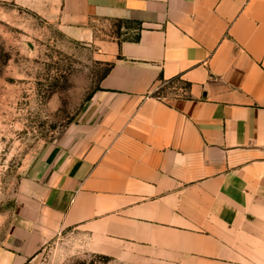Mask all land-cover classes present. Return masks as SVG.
I'll return each instance as SVG.
<instances>
[{"label":"crops","instance_id":"1","mask_svg":"<svg viewBox=\"0 0 264 264\" xmlns=\"http://www.w3.org/2000/svg\"><path fill=\"white\" fill-rule=\"evenodd\" d=\"M0 1L77 41L134 25L96 42L113 66L21 180L0 264L70 232L94 254L264 264V0Z\"/></svg>","mask_w":264,"mask_h":264},{"label":"rangeland","instance_id":"2","mask_svg":"<svg viewBox=\"0 0 264 264\" xmlns=\"http://www.w3.org/2000/svg\"><path fill=\"white\" fill-rule=\"evenodd\" d=\"M133 26L99 22L94 41H77L57 22L0 1V247L5 248L14 230L21 180L78 120L109 68L96 42L131 38ZM173 91L160 84L155 92L164 96ZM142 255L94 254L70 232L58 235L24 264H163Z\"/></svg>","mask_w":264,"mask_h":264},{"label":"trees","instance_id":"3","mask_svg":"<svg viewBox=\"0 0 264 264\" xmlns=\"http://www.w3.org/2000/svg\"><path fill=\"white\" fill-rule=\"evenodd\" d=\"M138 29L139 30H141V25H140V27H138ZM139 39V34L138 35H136V37H134V40H138ZM112 66H113V63H109V68H108V70L105 72V74L103 75V77L109 72V70L112 68ZM102 77V78H103ZM179 79H173V80H171V81H169V82H165V84L166 85H168V86H170L172 83H176L177 81H178ZM164 82V81H163ZM98 89V88H97ZM155 94L158 96V97H161L162 95L160 94V93H158V92H155ZM92 95V94H91ZM91 95H89L88 96V98H87V100H89L90 98H91Z\"/></svg>","mask_w":264,"mask_h":264}]
</instances>
